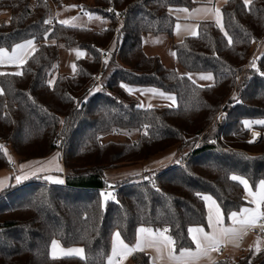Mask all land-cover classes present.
Masks as SVG:
<instances>
[{
	"label": "trees",
	"instance_id": "16d2710c",
	"mask_svg": "<svg viewBox=\"0 0 264 264\" xmlns=\"http://www.w3.org/2000/svg\"><path fill=\"white\" fill-rule=\"evenodd\" d=\"M50 1L0 0V12L10 11L9 20L0 22V48L11 50L27 39L39 44L20 66L22 75L11 74L17 72L12 67L0 71L8 73L0 75V170L56 153L65 178L53 183L33 177L0 192V264H107L114 233L132 244L143 226L167 227L180 252L194 246L191 226H207L202 196L219 204L226 223L229 213L251 205L244 186L230 177L245 178L252 189L264 180V124L243 123L264 117V52L255 67L251 63L264 40V0H227L223 27L202 20L198 35L174 42L183 67L214 73L211 85L196 83L144 49L147 34L173 37L171 6L192 7L195 0H94L91 9L110 20L103 30L44 23ZM75 46L88 55L77 59L74 74L58 73L49 84L60 49ZM98 76L100 90L90 86ZM123 83L175 92L178 103L141 107ZM220 110L226 112L222 122ZM135 129L134 142L100 139ZM252 129L261 132L256 141ZM173 146L178 162L149 178L109 185L106 169ZM108 187L116 188V196L105 202L101 193ZM54 239L83 246L84 258L53 259ZM151 262L148 252L137 251L128 264ZM215 264H264V246Z\"/></svg>",
	"mask_w": 264,
	"mask_h": 264
},
{
	"label": "rangeland",
	"instance_id": "374dc122",
	"mask_svg": "<svg viewBox=\"0 0 264 264\" xmlns=\"http://www.w3.org/2000/svg\"><path fill=\"white\" fill-rule=\"evenodd\" d=\"M94 0H51L52 13L49 17L51 24L55 22L68 21V25L75 26H88L93 27L98 30H103L110 25V20L95 10L91 9V5ZM197 3L192 7H176L171 6L170 11L176 17L173 37L168 35H152L147 34L144 36V49L148 54L159 55L163 63L170 68L176 69L179 73L191 76V79L200 85H211L215 82V75L213 72H201V71H189L183 67L177 59L176 52L174 50V42H181L187 36H195L192 33L195 32L196 35L199 33V23L202 20L214 21L217 25L223 27V20L220 13L219 20H217L216 14L214 12H204L195 11L197 9H211L216 8L214 0H195ZM77 7H71V6ZM182 9H188L187 12L182 11ZM220 9V8H219ZM221 11V10H220ZM91 17V18H90ZM98 17V18H97ZM10 18V11L3 10L0 12V22L8 21ZM75 18V19H74ZM123 21L120 18L119 26L121 27ZM221 24V25H220ZM177 25H180L179 30ZM51 40L46 39V42ZM105 49V48H104ZM107 50V49H105ZM77 52L83 53V55L77 56ZM264 52V40L259 42L252 53L251 63L256 65L255 59L259 58ZM87 51L80 47H62L60 49V56L58 61L55 63L54 68L50 71L51 75L49 81H53L58 73H68L74 74L75 70L73 65L76 67V61L80 57H86ZM102 55V54H101ZM109 57V55H107ZM103 57V56H102ZM105 59V58H104ZM5 65V64H3ZM1 69V68H0ZM211 75L212 79H203L202 77ZM124 87L129 93L134 95L138 99V105L144 108L154 107V106H176L178 101L175 92L165 91L154 86H144L137 84L123 83ZM131 89V91H129ZM148 89H155V92L147 91ZM163 93V95H160ZM168 96L175 98V103L167 99ZM257 120L264 121L263 118H258ZM257 134V135H254ZM261 133L260 131H251V141H256L259 139ZM139 137L138 130L131 131H111L100 135L102 141L107 140H117L122 142H134ZM180 153L177 146L170 147L156 153L138 163H133L129 165H122L118 167H111L106 169L105 176L110 186L127 180H139L140 178H149V174L155 173L165 169L168 165L174 164L179 161ZM15 161V160H14ZM38 178L45 179L46 174H41L38 172ZM58 177L59 174H55ZM111 189L112 187H108ZM112 194V191H109ZM245 197L248 200H252V197L245 192ZM104 200V199H103ZM153 228V227H151ZM167 227L156 228L163 230ZM168 229V228H167ZM207 232L208 230L205 229ZM168 235H171L167 232ZM244 238L246 243L250 247H246L248 250H253L258 252L264 246V240H258L253 235L247 233ZM57 241L58 245L61 247L65 246ZM191 249V248H189ZM247 250V251H248ZM242 254L237 247H230L225 251L222 256H228L230 258H237Z\"/></svg>",
	"mask_w": 264,
	"mask_h": 264
},
{
	"label": "snow or ice",
	"instance_id": "6c2138e0",
	"mask_svg": "<svg viewBox=\"0 0 264 264\" xmlns=\"http://www.w3.org/2000/svg\"><path fill=\"white\" fill-rule=\"evenodd\" d=\"M227 2V0H226ZM244 3L247 5L250 3V0H244ZM71 7H77L75 5ZM111 11V9H110ZM182 11L187 12L188 9H182ZM195 11H204V12H214L216 14L217 20L220 17V9L219 8H211V9H197ZM119 15V13H117ZM91 18V17H90ZM98 18V17H97ZM75 19V18H74ZM44 23L48 24L51 21L46 20ZM62 24L68 23V21H61ZM180 25H177V29L179 30ZM196 35L195 32L192 33ZM225 35H227L225 33ZM229 42H231V38H229ZM35 42L34 39L27 40L21 44H17L12 49L11 53L5 49L0 48V65L3 64H14L17 66H21L26 62V57L31 56L32 53L35 52ZM83 55L81 52H77V56ZM107 63V60H105ZM255 67V64L252 65ZM75 70V65H73ZM8 73L0 72V75H6ZM13 75H22V71H17L15 73H11ZM264 75V73H261ZM191 79V76H189ZM203 79L211 80V75L202 77ZM52 81H49L51 84ZM122 87H126L122 85ZM2 89H0V94H2ZM131 91V89H129ZM147 91L155 92V89H148ZM163 95V93H160ZM167 99L171 100L175 103V98L172 96H168ZM63 123V122H62ZM246 127H251L252 124H264V121L257 120V121H244L243 122ZM257 135V134H254ZM3 146L0 145V149ZM5 154H6V150ZM59 154H57L58 156ZM55 159V158H54ZM8 160L12 163V158L9 156ZM51 163V162H49ZM23 169L24 166L21 165ZM57 171H62L59 165H56ZM47 171L46 167H39L36 171L31 173H25L21 176L15 177L16 183H20L22 180H26L29 178V175L35 176L38 172ZM231 180L238 181L242 184L245 190L248 192V195L252 197L251 203L255 204L254 208L244 207L239 210V212H231L228 215L229 220L231 221L232 225H240L241 228L244 227H259L261 231H264V210H262V205H264V180L260 181L258 185L257 191H252L250 188L248 181L237 175H232ZM45 179L53 180L54 178L51 176H46ZM56 183H63V180H55ZM4 186V181H0V188ZM104 201H108L109 199H114L111 193H101ZM197 195H200L197 193ZM204 201L209 203V211L207 216V224L208 227L212 229L211 232H206L203 226H195L190 227L188 229V233L195 243L196 251L191 249H180V254L175 255V245L176 241L173 239L171 235H166L169 229L165 228L163 230L157 229L153 230L151 228L141 227L138 229V238L136 243L133 246H129V244L125 243V241L121 238V233L119 231L114 233V241L112 246L111 255L107 258V264H118L117 257L124 256L126 257L129 254H132L136 251H144L146 248H155L156 252L159 254L163 250L167 251V256L169 260H174L177 262H184L187 264L188 261H195L198 260L202 255L209 256L210 252L215 251L219 252L221 245L228 240L231 242V239L235 237L240 229L236 227H225L224 226V213L222 212L219 204L208 195H204L201 197ZM238 246V245H237ZM59 245L57 241H52V258L56 259L57 256V249ZM259 251V248H257ZM64 256H79L80 258H84V249L82 248H73L69 249L66 252L61 250ZM158 258H163L159 256Z\"/></svg>",
	"mask_w": 264,
	"mask_h": 264
},
{
	"label": "crops",
	"instance_id": "0c3cea01",
	"mask_svg": "<svg viewBox=\"0 0 264 264\" xmlns=\"http://www.w3.org/2000/svg\"><path fill=\"white\" fill-rule=\"evenodd\" d=\"M225 2H226V0H214L215 7L216 8H220V10H221V8H222V6L224 5ZM220 13H221V11H220ZM221 16H222V13H221ZM175 28H176V26H175ZM27 40H30V39H27ZM27 40H25V41H27ZM25 41L19 42L17 44H21V43H23ZM34 42H35V49H37L39 44H38V42L35 39H34ZM12 49L8 50V51L11 53ZM28 57H26V60L28 59ZM9 67L10 68L12 67L13 70H15V71H19L20 70V66H17V65H14V64H5V65H0V68H1L0 71L7 70V68H9ZM253 130L254 131H259L258 129H252V131ZM49 162H51V163H49ZM21 165L24 166L23 169L21 168ZM56 165H59V167L61 169H63V170L62 171H57L56 170ZM39 167H46L47 168V171L40 172L41 174H46L45 176H51V177L54 178L51 181L46 179L48 182L56 183V182H54L55 180H63V183H64L65 178H64L63 162H62V159L59 158V155L57 156V154L54 153V154H52V155H50V156H48L46 158L35 159V160L30 161V162L25 163V164L16 163L14 167L11 166L9 168L1 169L0 170V181H4V186L2 188H0V192H2L5 188H7V187H9L11 185L17 184L16 180H15V177L21 176V175H23L25 173L34 172ZM38 174L39 173H37L35 176H38ZM55 174H59L60 176L58 177ZM35 176L29 175V178H33ZM22 181H24V180H22ZM249 186H250V184H249ZM250 188H251V186H250ZM257 189H258V187L256 189H252V191L255 192V191H257ZM207 205H208V211H209V203L208 202H207ZM246 207L254 208L255 204L252 203L251 205H248ZM261 207H262V210H264V205H262ZM195 226H200V225H193L191 227H195ZM224 226L225 227H233L234 226V227L240 229V231L235 237H233L231 239V242H229L228 240H225V242L221 245V248H220L219 252L212 251V252H210L209 256H203L202 255L198 260L188 261L187 264H215L219 259H221L223 257L222 255L225 254V251L228 250L231 246L239 248L241 253L246 252L248 250V249H246V247H250V246L246 243V239L244 238V236L247 233H249L248 232V227L241 228L240 225H232L231 221L229 223H226L224 221ZM143 227L151 228V226H143ZM203 227H204V229L208 230L207 232H211L212 231V229L208 227V224H207V226H203ZM151 229L157 230L156 228H151ZM249 234H251V233H249ZM138 235H139V233H138ZM138 235H137V238H138ZM166 235H168V234L166 233ZM251 235H253V234H251ZM253 236L256 239H258V240H264V238H258L255 235H253ZM137 238H136V240H137ZM136 240L134 241V243L129 244V246H133L136 243ZM113 241H114V235H113V239H112V246H113ZM73 248H82V249H84V247L81 246V245H73V246H69V247H61V246H59L58 249H57V256L58 257L64 256L63 253L61 252V250L66 252L67 250L73 249ZM190 248H191V250L196 251L195 243H194V246L190 247ZM144 251L148 252L151 255V261H152L151 264H184V262H177V261H174V260H169L166 250H163L159 254L156 252L155 248H146ZM134 253L135 252H133L132 254L127 255L126 257H124V256L117 257L116 259L118 261V264H128L130 262L131 257H132V255ZM51 254H52V243H51ZM179 254H180V252H176V250H175V255H179ZM83 255H85V250H84V254ZM159 256H162L163 258L162 259L158 258Z\"/></svg>",
	"mask_w": 264,
	"mask_h": 264
},
{
	"label": "built area",
	"instance_id": "2783aa9c",
	"mask_svg": "<svg viewBox=\"0 0 264 264\" xmlns=\"http://www.w3.org/2000/svg\"><path fill=\"white\" fill-rule=\"evenodd\" d=\"M101 54L102 56H106L107 54V51L105 49H102L101 50ZM255 61H258V58L255 59ZM90 86L91 87H95L96 90H100L102 88V84L100 82V77L98 76L97 78L93 79L91 82H90ZM225 116H226V112L223 111V110H220V112L218 113V115L216 116L218 122H222L223 120H225ZM12 167L15 166V163H12L11 164ZM109 191H112V196L115 197L116 196V188H104L103 189V192L105 194L109 193ZM248 232L257 236L258 238H264V231H261L259 227H248Z\"/></svg>",
	"mask_w": 264,
	"mask_h": 264
}]
</instances>
